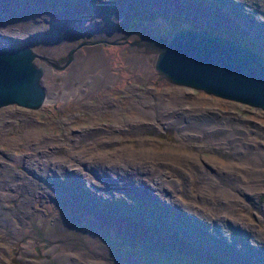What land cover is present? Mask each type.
Returning <instances> with one entry per match:
<instances>
[{"label":"rangeland","instance_id":"374dc122","mask_svg":"<svg viewBox=\"0 0 264 264\" xmlns=\"http://www.w3.org/2000/svg\"><path fill=\"white\" fill-rule=\"evenodd\" d=\"M95 1L0 0V36L45 54L36 60L54 73L44 79L53 90L42 107L0 106V264H136L174 251L192 261L264 264V155L252 165L238 157L247 144L264 153V109L169 81L154 66L157 51L133 59V46L149 49L154 34L160 41L189 26L264 55V0ZM95 44L111 59L106 81L68 71L74 53ZM128 148L150 151L143 158L155 170L140 175L144 183L135 155L123 157ZM178 154L183 160L170 159Z\"/></svg>","mask_w":264,"mask_h":264},{"label":"water","instance_id":"95a60500","mask_svg":"<svg viewBox=\"0 0 264 264\" xmlns=\"http://www.w3.org/2000/svg\"><path fill=\"white\" fill-rule=\"evenodd\" d=\"M162 34L164 37L160 41L153 39L151 45L157 51L155 67L169 81L264 109L263 54L208 29L189 26L176 28L169 36ZM5 38L0 36V106L15 103L41 107L48 100L41 83L43 66L36 58L47 56L28 44L16 45ZM136 264L229 263L161 254Z\"/></svg>","mask_w":264,"mask_h":264},{"label":"bare ground","instance_id":"6f19581e","mask_svg":"<svg viewBox=\"0 0 264 264\" xmlns=\"http://www.w3.org/2000/svg\"><path fill=\"white\" fill-rule=\"evenodd\" d=\"M95 1V0H94ZM112 1V0H111ZM114 1V0H113ZM96 2V1H95ZM116 2V1H115ZM196 2V1H195ZM238 2V1H237ZM126 3V2H125ZM130 3V2H129ZM167 3V2H166ZM186 3V2H185ZM193 3V2H192ZM202 4V3H201ZM130 5V4H129ZM136 5V4H135ZM134 5V6H135ZM140 5V4H139ZM142 5V4H141ZM144 5V4H143ZM199 5V4H198ZM240 5V4H239ZM133 6V7H134ZM200 6V5H199ZM208 6V5H207ZM212 6V5H211ZM123 7V6H122ZM138 7V6H137ZM202 7V6H201ZM218 7V6H217ZM243 7V6H242ZM67 8V7H66ZM235 8V7H234ZM63 9V8H62ZM62 9H60V10H62ZM65 9V8H64ZM157 9V8H156ZM237 9V8H236ZM240 9V8H239ZM188 10V9H187ZM224 10V9H223ZM205 11V10H204ZM240 11V10H239ZM238 11V12H239ZM193 12V11H192ZM237 12V13H238ZM213 13V12H212ZM115 14H116V12H115ZM220 14V13H219ZM239 14V13H238ZM81 15V14H80ZM85 15V14H84ZM202 15V14H201ZM115 16V15H114ZM64 17H66V16H64ZM231 18V17H230ZM126 19V18H125ZM80 20V19H79ZM230 20V19H229ZM95 22V21H94ZM126 22V21H125ZM129 22V21H128ZM226 22V21H225ZM84 23V22H83ZM240 24V23H239ZM248 25V24H247ZM90 26V25H89ZM126 26V25H125ZM124 26V27H125ZM243 26V25H242ZM151 31H154L153 29L151 30ZM3 32V31H2ZM262 32V31H261ZM7 33V32H6ZM15 33H17V32H15ZM143 33H145V32H143ZM257 33V32H256ZM13 34V33H12ZM154 34V33H153ZM2 35V34H1ZM26 35V34H25ZM47 35V34H46ZM156 35L157 34H154V36L156 37ZM168 36H169V34H167ZM261 35V34H260ZM24 36V35H23ZM22 37V36H21ZM155 37H152L151 39H155ZM6 39V38H5ZM260 39V38H259ZM261 40V39H260ZM15 41V40H14ZM259 41V40H258ZM50 43H52L51 41H50ZM65 43V42H64ZM47 44V43H46ZM72 44V43H71ZM48 45V44H47ZM135 45V44H134ZM151 45V44H150ZM102 46L100 45V44H95V45H93V46H91V47H88V48H86V49H88L86 52L87 53H83V52H79V50H78V52H77V48L74 50L75 52H77L76 54L74 53V55H76L75 57H71V60H73V63H72V65L69 67V72L72 70V72H77L78 73V75L81 73V74H85V72H86V70L87 71H89V73L91 74H89L90 76H92V79H93V81L94 82H100V81H106V80H108V79H111V78H113L114 77V73H113V67L111 66V59H108V57L107 56H105L104 55V53H103V49L101 48ZM134 47V49H135V51H136V53H137V55L133 58L134 60H135V63H136V65H137V63H139V62H141V61H144L143 59H144V56H146V55H148L149 57H151L149 54H151V51H155L156 52V49H154L153 47H152V45H151V47L149 48V49H147V48H141V47H143V45H137V46H133ZM133 47H131V48H133ZM132 50V49H131ZM128 51V50H127ZM133 52H134V50H133ZM154 52V53H155ZM46 53V52H45ZM83 54V57L81 58L79 55L80 54ZM153 53V54H154ZM132 54V53H131ZM71 55V54H70ZM134 55V54H133ZM131 57V56H130ZM146 58H147V56H146ZM152 58V61H153V63H154V66H155V59H154V57H151ZM45 59V58H44ZM70 59V58H69ZM39 60V59H38ZM45 60H47V59H45ZM132 60V59H131ZM37 61V60H36ZM37 63L38 64H40V65H42L43 66V70H44V75H43V78L41 79V83L44 85V79L46 78V77H53V75H54V73H52V66L50 65V63H48V62H45V61H37ZM71 63V62H70ZM134 65V64H133ZM152 66V65H151ZM141 67V66H140ZM153 67V66H152ZM152 69V68H151ZM81 77H82V75H81ZM85 77V76H84ZM89 77V76H88ZM74 79V78H73ZM87 80H89V79H87ZM76 81V80H75ZM86 81V80H85ZM89 81H91V80H89ZM114 81V80H113ZM76 83V82H75ZM104 83V82H103ZM96 84V83H95ZM70 85V84H69ZM68 85V86H69ZM89 85V84H88ZM45 86V85H44ZM181 86V85H180ZM71 87V86H70ZM96 87V86H95ZM45 88H46V92H47V98H46V100L45 101H47V100H49L51 97H52V90H51V86H45ZM69 92V91H68ZM71 92V91H70ZM56 93H58V92H56ZM54 96V95H53ZM62 96V95H61ZM53 99V98H52ZM114 100V99H113ZM133 102H135V101H133ZM110 104H113L114 105V102L113 101H111V103ZM132 105H133V103H132ZM157 105V104H156ZM131 106V105H130ZM158 108H159V110H161V111H163L165 108H167L168 107V105L166 104V102L165 101H161V99H160V102L158 103ZM42 107V106H41ZM152 108V107H151ZM140 110V109H139ZM144 110V109H143ZM142 110V111H143ZM145 111H148L149 113H151V115L153 114V112H152V109H148L147 108V110H145ZM170 114H172V115H175L176 114V116H178L179 114L178 113H175L174 111H170L169 112ZM166 116L168 115V114H165ZM119 117H121V116H119ZM174 117V116H173ZM178 118V117H177ZM176 119V118H175ZM197 120V118H195V119H190V122H186V124H190V123H193L194 121H196ZM200 120V122H202V124H204V122H205V120L202 118V119H199ZM124 125V124H123ZM138 125H140V127L139 128H141V129H143L142 127H144V126H149V124H146V123H142V122H140ZM133 125H131V126H129V128H127L126 130L127 131H130V130H133L131 127H132ZM187 126V125H186ZM193 126V125H192ZM191 127V126H190ZM196 127V126H195ZM139 128H137V129H139ZM185 128H187V127H185ZM193 128V127H192ZM201 128V127H200ZM206 128V127H205ZM208 128V127H207ZM121 129V128H120ZM149 129V128H148ZM204 129V128H203ZM114 130V128L113 129H111L109 132H104L105 134H108V133H111L112 131ZM95 131H97V132H103L104 131V129L103 128H101V127H97L96 129H95ZM92 134V133H91ZM100 134V133H99ZM42 137H43V135H42ZM45 139V138H44ZM52 139V138H51ZM42 140V139H41ZM40 140V141H41ZM49 140V139H48ZM129 145V144H128ZM254 147V145H252V144H247V150H246V154H241V155H239L238 157H242V158H245V159H247V160H251V165L252 164H254V163H259L261 160H259V155H264V153H263V151H261V154H257V153H255L252 149H254L253 148ZM125 148V147H124ZM131 148V147H130ZM123 150V149H122ZM152 150V149H151ZM248 150H249V152H248ZM257 150V149H256ZM124 151H126V152H124V156L123 157H126L125 155H129V154H132V155H135V157L137 158V160H138V162H136L135 160V164L134 163H132V166H133V168H134V173H135V175L137 176L136 178H138L137 180H138V182L139 183H144V179L143 178H141V174L142 175H144L145 177H147L148 179L150 178V177H153L152 176V172L155 170V165H154V163L152 162H150V161H148V160H144V158H143V156L144 155H149L150 154V151H148V150H140V151H132L131 149H125ZM259 152V151H258ZM114 153V152H113ZM158 155V154H157ZM179 155V154H178ZM171 158V160H176V161H180V160H183V155H179V156H174V155H171L170 156ZM48 158V157H47ZM142 158H143V160H142ZM234 159V158H233ZM238 159H240V158H238ZM261 159V158H260ZM50 160V159H49ZM48 160V161H49ZM53 160V159H52ZM97 160H98V158H97ZM101 160V159H100ZM118 160V159H117ZM244 160V159H243ZM46 161V160H45ZM99 161V160H98ZM103 161V160H102ZM124 161H126V162H129V163H131V161H132V159L130 160V159H124ZM100 162V161H99ZM109 162H111V161H109ZM249 162V161H248ZM26 163V162H25ZM24 163V164H25ZM30 163V162H29ZM45 163V162H44ZM51 164H53V163H51ZM199 164H201V163H198V164H191V165H199ZM205 164V163H204ZM261 164H263V163H261ZM46 165V164H45ZM59 165V164H58ZM95 165V164H94ZM124 165V164H123ZM137 165V166H136ZM205 165H207V164H205ZM211 165V164H210ZM44 166V165H43ZM103 166V165H102ZM115 166V165H114ZM136 166V167H135ZM167 166L168 165H166V168H167ZM177 166H179V165H177ZM258 165H256L255 167H257ZM25 167V166H24ZM121 167H122V165H121ZM160 167H162V165H159V169H158V172H160V174L162 175V173H164V171L165 170H163V169H160ZM211 167V169H215V167L214 166H210ZM259 167V166H258ZM45 168V167H44ZM60 168H61V165L57 168V169H59V171H60ZM101 168V167H100ZM105 168V167H104ZM113 168V167H112ZM116 168V167H115ZM222 168V167H221ZM249 168H251V167H249ZM249 168H248V170H249ZM50 169V168H49ZM65 169V168H64ZM216 169H219V168H216ZM257 169V168H256ZM256 169H254V170H256ZM35 170V169H34ZM71 170V169H70ZM102 170H105V169H102ZM109 170V169H108ZM127 170H129V169H127ZM180 170H182V169H180ZM186 170V169H185ZM196 170H201V169H196ZM222 170V169H221ZM252 170V169H251ZM258 170V169H257ZM47 171V170H46ZM54 171V170H53ZM56 171V170H55ZM65 171V170H64ZM67 171V170H66ZM120 171V170H119ZM39 172V171H38ZM52 172V171H51ZM105 172V171H104ZM130 172V171H129ZM254 172V171H253ZM253 172H251V173H253ZM12 173H14L13 171H12ZM11 173V174H12ZM17 173V172H16ZM20 173V172H19ZM63 173V172H62ZM248 173H250V172H248ZM8 174V173H7ZM126 174V173H125ZM132 174V173H131ZM10 175V174H9ZM8 175V176H9ZM66 175V174H65ZM79 175V174H78ZM12 176V175H11ZM63 176V175H62ZM68 176V175H67ZM263 176H264V172H263ZM59 177H61V176H59ZM84 177V176H83ZM130 177V176H129ZM69 178V177H68ZM159 178H161V177H159ZM222 178V177H221ZM65 179V178H64ZM84 179V178H83ZM126 179V178H125ZM124 179V180H125ZM167 179H168V181L170 180V178L169 177H167ZM255 179H258V171L257 172H255V174H251L250 176H248V180H255ZM121 180V179H120ZM129 180V179H128ZM128 180H127V182H128ZM153 180H155V179H153ZM229 180V179H228ZM247 180V181H248ZM66 181V180H65ZM132 181V180H131ZM224 182V181H223ZM68 183V182H67ZM150 183V182H149ZM66 184V183H65ZM91 184V183H90ZM116 184H117V182H116ZM125 184V183H124ZM157 184L162 188V192H164V188L165 187H167L166 186V183H165V181L164 180H161V181H159L158 179H157ZM118 185V184H117ZM122 185V184H121ZM126 185H128V184H126ZM257 185V184H256ZM148 186V185H147ZM156 187H157V185H155ZM158 186V187H159ZM66 187V186H65ZM70 187V186H69ZM72 187V186H71ZM90 187V186H89ZM153 187V186H152ZM155 187V188H156ZM91 189H94V188H91ZM151 189V188H150ZM152 190V189H151ZM68 191V190H67ZM66 191V192H67ZM69 192V191H68ZM146 193V192H145ZM176 193V192H175ZM147 194V193H146ZM162 194V193H161ZM217 194V193H216ZM76 195V194H75ZM89 195V194H88ZM158 195V194H157ZM162 195H164V194H162ZM119 196V195H118ZM150 196V195H149ZM169 196V195H168ZM76 197V196H75ZM145 197V196H144ZM143 197V198H144ZM148 197V196H147ZM153 198V197H152ZM164 198V197H163ZM78 199V198H77ZM120 199V198H119ZM155 199V198H154ZM158 199V198H157ZM162 199V198H161ZM72 200V199H71ZM153 200V199H152ZM159 200V199H158ZM163 200V199H162ZM171 200V199H170ZM149 201V200H148ZM75 202V201H74ZM163 202V201H162ZM208 202V201H207ZM148 203V202H147ZM152 203V202H151ZM174 203V202H173ZM84 204V203H83ZM82 204V205H83ZM157 204V203H156ZM88 205H90V204H88ZM122 207V206H121ZM124 207V206H123ZM154 208V207H153ZM90 209V208H89ZM186 209V208H185ZM118 211V210H117ZM125 211V210H124ZM190 211V210H189ZM187 212H188V209H187ZM114 213H116L115 211H114ZM163 213V212H162ZM184 213V212H183ZM186 213V212H185ZM190 214V213H189ZM114 215H116V214H114ZM148 215V214H147ZM161 216V215H160ZM192 216V215H191ZM150 217V216H149ZM157 217V216H156ZM187 217V216H186ZM152 218V217H151ZM162 218H164V216L162 217ZM7 220V219H6ZM155 220V219H154ZM194 220V219H193ZM146 221H147V219H146ZM151 221V220H150ZM40 222V221H39ZM197 222H198V220H197ZM196 222V223H197ZM161 223V222H160ZM164 223V222H163ZM163 223H161V224H163ZM224 223V222H223ZM49 224V223H48ZM131 224V223H130ZM157 224V223H156ZM175 224H177V223H175ZM218 224V223H217ZM225 224V223H224ZM159 225V224H158ZM179 225V224H178ZM222 225V224H221ZM49 226V225H48ZM167 226V225H166ZM165 226V227H166ZM185 226V225H184ZM188 226H189V224H188ZM194 226H196V225H194ZM231 226H232V224H231ZM51 227V226H50ZM164 227V228H165ZM187 227V226H186ZM198 227V226H197ZM241 227V226H240ZM236 228V227H235ZM48 229V228H47ZM189 229V228H188ZM194 229V228H193ZM227 230V229H226ZM203 231V230H202ZM228 231V230H227ZM224 232V231H223ZM182 233V232H181ZM168 234V233H167ZM175 234V233H174ZM191 234V233H190ZM199 235V234H198ZM201 235V234H200ZM260 238H261V240H264V235L262 234V233H260ZM167 236V235H166ZM197 236V235H196ZM187 237V236H186ZM204 237V236H203ZM220 237V236H219ZM142 238V237H141ZM144 238V237H143ZM182 239V238H181ZM205 240V239H204ZM107 242V241H106ZM185 242V241H184ZM221 242V241H220ZM210 243V242H209ZM104 244V243H103ZM174 244H175V242H174ZM173 244V245H174ZM194 244H196V243H194ZM210 244H212V243H210ZM192 245V244H191ZM231 245V244H230ZM175 246V245H174ZM201 247H203V246H201ZM102 248H103V246H102ZM182 248V247H181ZM204 248V247H203ZM208 248V247H207ZM241 248V247H240ZM109 249V248H108ZM113 249V248H112ZM146 249V248H145ZM199 249V248H198ZM205 249V248H204ZM144 250V249H143ZM183 250V249H182ZM192 250V249H191ZM206 250V249H205ZM226 250V249H225ZM238 250H240V249H238ZM185 251V250H184ZM187 251V250H186ZM214 251V250H213ZM223 252V251H222ZM114 253V252H113ZM134 253H137V252H134ZM148 253V252H147ZM211 253V252H210ZM230 253H232V252H230ZM143 253H141V255H142ZM149 254V253H148ZM179 253H177V252H173V253H171V255L172 256H175L176 257V255H178ZM184 254V253H183ZM213 254V253H212ZM115 255V254H114ZM113 255V256H114ZM201 255V254H200ZM109 256V255H108ZM217 256V255H216ZM67 257V256H66ZM118 257V256H117ZM131 257V256H130ZM211 257V256H210ZM232 257V256H231ZM120 258V257H119ZM109 259H112V260H115V258H113V257H109ZM223 259V258H222ZM245 260V259H244ZM258 260V259H257ZM129 261V260H128ZM147 261V260H146ZM239 261V260H238ZM116 262V261H115ZM119 262V261H118ZM125 262V261H124ZM250 262V261H249ZM261 263V262H260ZM116 264H120V262L119 263H116ZM129 264H131V263H129ZM231 264V263H230ZM250 264V263H249Z\"/></svg>","mask_w":264,"mask_h":264},{"label":"flooded vegetation","instance_id":"af4514ba","mask_svg":"<svg viewBox=\"0 0 264 264\" xmlns=\"http://www.w3.org/2000/svg\"><path fill=\"white\" fill-rule=\"evenodd\" d=\"M201 164H199V165H192V166H194V167H196V169H202L201 168V166H200ZM205 165V164H204ZM207 168H210L211 169V167L210 166H212V165H210V164H207V165H205ZM177 167H179L180 169H182V170H185V168H183V167H181V166H177V165H175V166H170L169 168L170 169H176ZM216 168V167H215ZM219 168H221L220 166H219ZM180 169H176V170H180Z\"/></svg>","mask_w":264,"mask_h":264}]
</instances>
